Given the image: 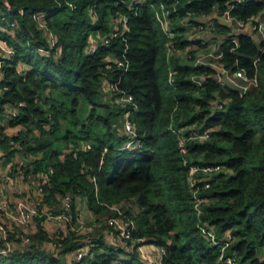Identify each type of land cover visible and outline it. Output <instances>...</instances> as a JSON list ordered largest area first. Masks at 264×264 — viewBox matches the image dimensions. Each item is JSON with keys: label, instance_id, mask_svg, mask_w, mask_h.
I'll list each match as a JSON object with an SVG mask.
<instances>
[{"label": "trees", "instance_id": "trees-1", "mask_svg": "<svg viewBox=\"0 0 264 264\" xmlns=\"http://www.w3.org/2000/svg\"><path fill=\"white\" fill-rule=\"evenodd\" d=\"M129 1L0 0V41L15 52L3 68L0 122L9 107L17 109V115L0 128L1 159L8 163L19 155L26 160L27 173L29 164L34 172H48L50 184L44 189L48 204L68 194L73 201L80 196L87 199L101 226L92 234L91 252L72 264H112L117 259L122 264H144L136 249L126 252L116 247L104 233L103 216L117 215L109 205L125 200L132 203L124 208L136 222L134 238L164 246V264H228V259L235 264H264V52L247 33L237 35L238 54L228 41L222 45L227 67L257 76V85L243 95L214 80L197 86L189 77L214 69L205 71L182 58H167V36L155 17L160 0H148L138 12ZM231 1L181 0V4L206 16L224 13ZM234 5L232 14L241 19L264 18V0ZM37 13H46V24L57 38L54 48L34 17ZM121 14L128 15L130 32L110 39ZM178 37L183 42V35ZM92 38L99 41L94 51L89 48ZM126 46L129 69L122 75L115 59ZM257 55L255 64L252 58ZM119 78L120 87L139 105L131 118L143 142L141 150L115 149L129 138L123 131L128 106L104 83ZM217 96L222 108L213 104ZM172 119L179 125L216 129L204 142H188L185 155L169 129ZM87 143L90 149L85 148ZM185 157L223 166L204 190L207 201L201 214L194 207ZM203 228L213 229L219 240L227 232L234 239L223 249L224 244L214 243ZM89 235L70 231L58 239L62 251L55 256L42 247L51 238L39 228L29 243L0 254V264H67L66 253L83 247Z\"/></svg>", "mask_w": 264, "mask_h": 264}, {"label": "built area", "instance_id": "built-area-1", "mask_svg": "<svg viewBox=\"0 0 264 264\" xmlns=\"http://www.w3.org/2000/svg\"><path fill=\"white\" fill-rule=\"evenodd\" d=\"M244 0H232L229 2L228 7L224 13L214 11L224 15L228 20L224 23L221 19L212 16L213 13L206 16H199L191 10H187L185 5L181 4V0H160L159 7L155 8V17L161 23L166 36H167V58H182L187 64L194 67L204 68L205 71L208 68L214 69L212 73H193L189 80L197 85L204 86L209 81H216L222 86H227L221 77L224 73L228 75L235 83L239 84L244 88L241 92L236 90L243 95L247 90L257 85V76H249L244 68L232 69L225 65L223 62L224 51L222 45L224 42L233 44L231 51L238 54L237 48L239 46V40L237 35L239 33H247L255 35L258 38V45L260 52H264V18L261 15H253L247 20L241 19L236 15L232 14L234 3L242 2ZM148 0H130L129 6L136 12L146 5ZM172 3V7L168 5ZM153 5V4H152ZM9 9L13 10L11 6ZM24 13V10H20ZM94 7L90 8V13L93 14ZM46 13H37L34 15L38 21L40 27L45 29V33L51 42V46L54 48L57 46V38L55 33L50 30L46 24L44 17ZM13 27L15 23L11 24ZM116 32L110 37L113 38L118 34L125 36L130 32L129 17L127 14H121L115 19ZM120 26V27H119ZM227 28L223 30L222 27ZM120 28V29H119ZM2 30V27H0ZM183 35V42L178 40V36ZM93 39V40H92ZM90 41V50H95L99 44V41L92 38ZM126 39V37H125ZM104 41L109 38H103ZM128 46L125 47L121 57L116 58L117 65L122 70L124 75L129 69V60L127 57ZM39 51L45 55H50L48 49L40 48ZM0 52L2 57L0 58V82L4 79L3 68L7 65L6 59H10L14 56V49L7 46L4 42L0 41ZM259 59V55L254 61L256 64ZM12 65V63H9ZM23 74L27 72V67L23 64ZM218 69L221 71L219 72ZM121 75V76H122ZM219 75L218 78L215 76ZM173 71L169 73V80L172 81ZM121 78L115 82L106 81L104 83L105 88L108 90H115L117 92V99L128 108L124 112L123 131L129 137L126 143L121 146H117L116 150H141L143 149V142L140 139L138 130L131 118V114L136 110L139 105L132 93L123 90L120 87ZM229 87V86H227ZM215 108H222L223 103L219 96L213 101ZM17 115V109L7 110L6 118L14 117ZM183 116L180 118L182 121ZM3 121V120H2ZM0 122V128L4 126L3 122ZM169 129L177 136L179 147L182 152L187 155L189 150L187 143L190 141L204 142L207 140L211 133L216 129L215 126L199 127L196 124L193 125H179L172 119ZM12 148L16 149L17 144L12 142ZM91 144H85L86 149H90ZM107 151L105 148L104 152ZM2 149H0V161H2ZM17 162H13L8 165L6 172L3 174V183L14 184L15 199L12 200L14 211L10 213L7 206H10V200L4 199L2 201L0 196V213L5 211L7 216L11 217L18 225L24 227H30V225L36 221L42 228H46L47 225L52 224V230L46 231L48 236L51 238L44 242L43 248L57 253L58 249H62L61 243L58 242L70 231L76 232L78 235L90 234L83 239V247L77 249L73 253L74 261H80L91 252L93 247L92 234L97 231V228L101 226L99 221L85 222L83 217V209L80 208L76 201L70 194L64 196L61 201L60 208L54 210L50 208L46 202L45 185L50 184V175L48 172H34L33 165L29 164L30 170L26 171L24 168L25 163L21 162L20 156L16 155ZM3 162V161H2ZM185 166L187 167V181L189 188L192 192V198L194 201V207L198 214L203 211V205L207 201V197L204 195V190L209 189L216 175L223 171V166L220 164H204L193 158H184ZM28 178L37 179V185L35 187L26 184L23 186L20 183V179L28 182ZM31 201V203H30ZM59 203V202H56ZM137 205V204H135ZM87 206H90L87 201ZM132 206L131 201L125 200L121 204L109 205L111 210H114L117 215L110 216L109 219L103 221L106 226L104 233L107 240L114 244L116 247L124 249L126 252H132L136 249L138 254L141 256L144 264H164L165 248L164 246L147 243L145 238H134V230L136 229V222L134 218L125 210L124 207ZM62 224L60 226L59 224ZM67 231V233H66ZM203 232L209 235L214 243H223L225 249L233 241V235L231 232H227L223 240H219L213 229L203 228ZM21 241L23 244H27L31 241V237L27 233L21 234ZM13 234L7 225L0 218V254H8L11 250H14L13 245ZM148 247L150 249H148ZM61 253V252H60ZM59 253V254H60ZM72 253V252H71ZM67 254V253H66ZM228 264H235L231 259L227 260ZM112 264H122L120 260H115Z\"/></svg>", "mask_w": 264, "mask_h": 264}, {"label": "crops", "instance_id": "crops-1", "mask_svg": "<svg viewBox=\"0 0 264 264\" xmlns=\"http://www.w3.org/2000/svg\"><path fill=\"white\" fill-rule=\"evenodd\" d=\"M262 17V16H261ZM263 18V17H262ZM254 38L256 39L257 43H258V38L254 35ZM11 109H14V107H9V110ZM7 121L8 119L5 117L3 119V123H4V126L7 125ZM4 156V153H2V157ZM17 156H15L10 162L8 163H5L2 159V161H0V196H1V200L4 201V199H9L10 200V203L11 205L10 206H7V209H9L10 213H12V211H14V207L12 205V200L15 199V190H14V184L13 183H8V184H4L3 183V174L4 172H6V169L8 168V165L12 164L13 162H17L15 161ZM21 162L19 164H22L26 162V160H23L21 157ZM29 181L28 182H25L23 181V179H20V183L23 184V186H27L26 184H30V186H33L35 187L37 185V179L35 178H28ZM77 204H79L80 208L83 209V219L85 218H89L90 221L89 222H93V221H97V216H96V213L92 210V208L90 206H87V199L86 198H82L81 196L80 197H77L76 200ZM31 203V201H30ZM32 204V203H31ZM50 208H53L54 210H58L60 208V205H61V202L59 203H56V202H52L51 204H47ZM89 215L87 217V215ZM0 218L5 222L7 223V225L9 226L12 234L15 236V238L13 237V242H12V245H13V248L16 249L18 248L19 246H22L23 245V242L21 241V234L22 233H27L29 235H32L33 233L37 232L39 230V228H42L40 227V225L38 224V222L34 221L30 227H24V226H21V225H18L11 217L7 216L6 212L5 211H1L0 213ZM60 226H62V224L60 223L59 224ZM52 224L50 225H47L46 228H42L44 231H51L52 230ZM67 233V231H66ZM148 249H150L148 247ZM73 256H75V254L72 252V253H67V255L65 256L66 258V263L67 264H72L73 262Z\"/></svg>", "mask_w": 264, "mask_h": 264}, {"label": "water", "instance_id": "water-1", "mask_svg": "<svg viewBox=\"0 0 264 264\" xmlns=\"http://www.w3.org/2000/svg\"><path fill=\"white\" fill-rule=\"evenodd\" d=\"M212 16L215 17V18H219V19H221L224 23H227V21H228V20L225 18L224 15H220V14H218V13H216V12L213 13ZM256 58H257V56H254L252 59L255 60ZM218 71L220 72L221 70L218 69ZM215 77L218 78L219 75H216ZM221 80H222L227 86H229L230 88H232V89H234V90H239V91H241V92L244 90V88H243L242 86H240L239 84L235 83L232 79H230L226 73L223 74V76L221 77ZM61 251H62V249H58V250H57V253H56L55 256H59V253H60Z\"/></svg>", "mask_w": 264, "mask_h": 264}, {"label": "rangeland", "instance_id": "rangeland-1", "mask_svg": "<svg viewBox=\"0 0 264 264\" xmlns=\"http://www.w3.org/2000/svg\"><path fill=\"white\" fill-rule=\"evenodd\" d=\"M92 40H93V39H92ZM7 122H8V121H7ZM86 215H87V214H86ZM88 216H89V215H87V217H88ZM110 216H111V215L105 214V215L103 216V220H102V221H105L106 219H109ZM84 221H85V222H89L90 219H89V218H85ZM103 224H105V223H103ZM103 224H102V225H103ZM90 248L92 249L93 247H89V249H90ZM66 255H67V254H66ZM66 255H65V256H66ZM121 256H122V254H121Z\"/></svg>", "mask_w": 264, "mask_h": 264}]
</instances>
